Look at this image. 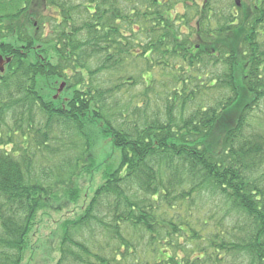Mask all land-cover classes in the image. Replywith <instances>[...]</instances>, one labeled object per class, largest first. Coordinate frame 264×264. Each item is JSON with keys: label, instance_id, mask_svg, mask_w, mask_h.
<instances>
[{"label": "trees", "instance_id": "16d2710c", "mask_svg": "<svg viewBox=\"0 0 264 264\" xmlns=\"http://www.w3.org/2000/svg\"><path fill=\"white\" fill-rule=\"evenodd\" d=\"M184 1L0 0V264H21L47 202L78 196L90 122L117 165L61 225L53 264H264V32ZM139 61L144 97L170 77L162 117L119 110L128 83L93 80L133 81Z\"/></svg>", "mask_w": 264, "mask_h": 264}, {"label": "rangeland", "instance_id": "374dc122", "mask_svg": "<svg viewBox=\"0 0 264 264\" xmlns=\"http://www.w3.org/2000/svg\"><path fill=\"white\" fill-rule=\"evenodd\" d=\"M2 1L6 2L8 0ZM216 2L219 6H224L226 0H215V3ZM219 11L225 10L224 8H221ZM176 12L182 13L181 6L176 9ZM37 26L38 25L35 23L34 31L38 33L39 28H37ZM45 26V33L47 34L50 32L52 22H47ZM139 62L134 66H128L127 74L124 73L125 78L130 77L134 79L133 81L124 79L119 80L121 76L124 77L123 74H114L113 77H110L104 72L94 76L93 80L99 81L103 87L107 89L112 88V86L115 84H120L122 82L128 83V85H125L119 92L115 94L114 97H112V99H109L110 104H113L112 106L118 105L119 110H124V107L127 108V104H129L130 110L134 105H140L142 109V116H146L147 118H152L156 115L162 117L164 115L166 104L165 95L167 94L168 90L164 89V86L161 85V82H163L165 85L168 81H170V77L168 74H166V72H162L159 81L154 84L153 91L149 93V95L147 94L148 98L144 97V84L150 78V74L141 72L144 65L142 64V61ZM156 72L157 70L154 72L155 77H158L159 73ZM201 81L202 83L206 82L205 79H201ZM61 83L65 82L62 81L57 83L56 87L53 89L52 97L56 96V92ZM67 85L69 86V84L66 82L64 89L59 95L60 99L67 98L68 94L65 90ZM206 93L208 94V91H206ZM210 95L213 94L209 93V95H206V97H204L202 94L201 101L208 100ZM185 108L186 111L184 112V115H186L193 108V106L187 104ZM179 112L180 108L179 104H177L174 115ZM125 113L126 110L123 114ZM90 123L91 124H87V133L91 141L90 150L87 155L90 159V165L85 173L80 174L74 179L75 188L78 190V196L76 198H63L60 196L58 201L53 200L47 202L38 212L34 226L32 227L26 240L27 249L23 255L21 264H53L57 260L56 248L57 242L59 241L58 233L61 225L67 220H75L82 215L95 190L103 184L106 175L117 165V152L110 144L105 142L106 139L97 123Z\"/></svg>", "mask_w": 264, "mask_h": 264}, {"label": "flooded vegetation", "instance_id": "af4514ba", "mask_svg": "<svg viewBox=\"0 0 264 264\" xmlns=\"http://www.w3.org/2000/svg\"><path fill=\"white\" fill-rule=\"evenodd\" d=\"M170 1H171L170 5H172L174 9H177L179 8V6H181L182 11L184 10L185 12L186 8L184 7L183 4V2H185L184 0H170ZM164 2H166V5H169L168 0H164ZM187 4L197 6V9L187 10V13H190L192 15V14H196V11L199 12L198 10H200L199 8L200 0H190ZM212 4H213V9L211 8L209 12L213 13V15L223 12L219 10L221 8H224V10L230 11V14L232 15V20H231L232 23L230 25H235L239 20V18H241L245 27L250 23V27L252 29L258 30L260 34L263 35L264 0H226L224 6H219L217 2L215 3V0H213ZM0 55L3 57V59L9 57V56H4L1 53ZM6 69H7V65H5L3 73H0V77L6 73Z\"/></svg>", "mask_w": 264, "mask_h": 264}, {"label": "water", "instance_id": "95a60500", "mask_svg": "<svg viewBox=\"0 0 264 264\" xmlns=\"http://www.w3.org/2000/svg\"><path fill=\"white\" fill-rule=\"evenodd\" d=\"M10 61H11V58L3 59V57L0 55V73H3L5 65H8ZM64 86H65V83H61V85L59 86L56 92V96L54 97V99H57L59 97L60 93L64 89Z\"/></svg>", "mask_w": 264, "mask_h": 264}]
</instances>
